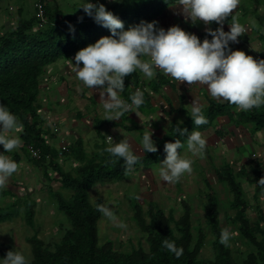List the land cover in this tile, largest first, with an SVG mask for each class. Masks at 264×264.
<instances>
[{"label": "trees", "instance_id": "obj_1", "mask_svg": "<svg viewBox=\"0 0 264 264\" xmlns=\"http://www.w3.org/2000/svg\"><path fill=\"white\" fill-rule=\"evenodd\" d=\"M91 1L93 4H103L107 11L118 17L124 24V30L141 21H155L168 7L179 3V0ZM44 10L46 25L40 30H36L37 19L34 11L30 17L25 18L23 7L17 12L13 28H0V104L7 106L22 125L18 129V136L22 141L19 146L21 156L27 159L26 163L30 162L36 171L41 172L46 184L39 187V191H45L47 201L60 217L57 222V242L46 245L38 241L35 234L26 239L32 255L29 264H264V186L257 184L259 179L264 178L263 161H250L239 167L238 171L228 163L214 168L218 189L212 188L203 178L204 188L207 187L208 192L200 193L199 199L204 200L201 207L207 233L193 227V213L189 201L180 203L181 212L177 219L170 213H164L153 202L148 203L145 220L141 217L139 203L132 197L130 203L136 211L132 220L144 236L146 250L138 247L131 252L120 253L114 250L113 243L109 240L98 244L96 225L101 212L97 206L102 203L96 200L91 204L88 201L89 190L97 185L121 182L138 171L150 170L154 163L160 164L165 158V143L180 140L185 145L187 133L192 128L199 132L214 128L218 117H228L231 120L230 111L237 107L227 102L209 101L203 112L207 124L196 126L191 118L185 123H171L159 139H154L157 151H142L131 170L126 169L123 159L110 157L105 151L109 147L105 142L94 144L92 150L86 152L82 140L76 139L68 146L63 157L64 162L72 161L75 166L65 170L58 163L57 150L43 138L45 132L38 114L41 102L39 85L43 71L58 60L74 58L79 50L94 44L101 37L109 36L110 32L95 23L82 8L64 14L47 2ZM259 36L264 43V29ZM137 80L135 77L129 84L124 79L121 95L129 104L130 97L134 94L132 88L136 87ZM163 82L158 77L150 84L149 90L156 93ZM142 106L149 111L152 109L145 102L135 109L140 111ZM236 121L241 126L250 125L251 134L263 130L264 106L236 114ZM178 128L186 129L187 133L180 135ZM218 133L215 129V134L222 137ZM142 136L140 134V141ZM29 146L40 151L39 161L28 156L26 148ZM182 149L178 151L181 152ZM4 154H10L18 166L22 161L17 153ZM52 184L56 187H52ZM243 184L252 187L250 198ZM217 193H222L223 198L220 199ZM4 197L11 201L0 204V225L22 219L27 227L34 228L33 217L37 207L35 201L29 196L19 197L9 189H0V198ZM249 213L254 216L250 217ZM220 215L225 228L231 233L228 246L219 243L221 230L225 229L220 226ZM233 236L236 238L233 239ZM164 239L174 241L175 246L183 249L179 258L162 247ZM234 240L240 243L243 251L229 247ZM205 246L210 251L209 258L201 256ZM10 250L11 247L4 249L0 246V258H4Z\"/></svg>", "mask_w": 264, "mask_h": 264}, {"label": "clouds", "instance_id": "obj_2", "mask_svg": "<svg viewBox=\"0 0 264 264\" xmlns=\"http://www.w3.org/2000/svg\"><path fill=\"white\" fill-rule=\"evenodd\" d=\"M179 4L182 13L192 22L203 21L205 25L216 22L218 27L215 30L206 28V37L210 36L211 40L205 38L201 41L179 26L165 30L158 27L156 21H141L124 30L123 22L107 11L103 4L85 0L80 7L95 23L110 32L109 36L101 37L94 44L79 50L73 58L76 79L89 90L94 86L99 90V104H102L106 120H118L132 107L144 103V92L140 89L131 95V104L119 95L124 90L125 76L136 70L148 79L154 78L158 69L175 81L206 86L211 98L235 105L241 111L264 106V59L254 60L243 51H233L229 47L230 43H237L238 37L246 32V27L237 21L234 14L239 0H179ZM230 14L231 23L225 32L223 24ZM189 117L196 126L208 122L203 114V105L194 100ZM20 128L22 125L18 118L7 106L0 104V146L3 148V152H0V189L7 186L10 177L18 169L17 162L4 153L12 152L22 143L19 136H5L3 133ZM177 130L182 136L187 133L186 129ZM151 137L152 132L148 130L142 136L143 152L157 151ZM186 143L194 157L203 158L207 140L201 132L193 130L187 133ZM183 147L180 140L164 144L166 155L158 168L161 181L176 183L184 174L191 173L193 161L184 158L178 151ZM105 151L110 157L123 159L127 170H131L138 161V155L127 139L112 143ZM257 184L264 186V178L259 179ZM97 207L108 219L117 220L109 207ZM117 226L126 227L123 222ZM230 236L227 228L222 229L219 243L228 246ZM162 247L176 258L183 252L182 248L175 246L174 241L168 239L162 240ZM0 264H29V261L21 251L10 250L4 258H0Z\"/></svg>", "mask_w": 264, "mask_h": 264}, {"label": "crops", "instance_id": "obj_3", "mask_svg": "<svg viewBox=\"0 0 264 264\" xmlns=\"http://www.w3.org/2000/svg\"><path fill=\"white\" fill-rule=\"evenodd\" d=\"M12 1L13 0H1L0 28H13L15 25L17 12L20 7L13 6L11 4ZM33 1L35 2V0ZM260 5V8L254 6L247 12H245L243 8L238 12L234 10L237 21L246 27V32L239 37V46H233L231 43L229 45L231 50L243 51L246 55L252 56L254 60L264 59V43L259 36L263 34L264 29V10H262L264 4ZM181 8L182 6H180L179 3L168 7L161 16L155 20L157 26L165 30L171 26H179L185 32L196 35L201 41L205 38L211 40L210 36L206 37V28L215 30L218 27L216 22H211L209 25H205L203 21L192 22L182 13ZM9 9L14 12V16H12ZM31 9L33 12L34 8L32 3ZM12 17H15L13 19V24ZM230 19L231 14L224 21L223 30L225 32L229 30V23H231ZM74 64V59L72 61L68 59L61 60L46 67L39 85V90H41L40 86H45L46 93L42 90L44 91L43 95L47 94L49 97L51 96L53 98V100H50L52 104L63 106L64 109L61 114L57 112V108H54V105L52 106L54 109L48 108V106L43 107L44 104L41 103L43 100L40 102L41 106L47 110V117L41 116L43 123L42 130L45 132L43 138L48 141L49 145L55 150L59 148L60 140H66L67 144L70 145L76 139H81L83 145L85 144L87 146L88 141L85 134L79 133V128L84 131L95 128L96 134L99 133L100 136H102L100 130L106 128L107 131H105L104 137L102 136L106 145L110 146L112 143H118L121 139H127L132 145L134 153L140 156L142 155V146L139 140L140 134L144 135L148 130L152 132V140L159 139L171 123H185L187 119H190L189 116L191 115L193 100L203 105V112L207 108L209 101L224 102L219 99L211 98L208 95L206 86L195 83L189 85L187 82L175 81L158 69L156 70L154 78L148 79L142 72L136 70L132 74L125 76L124 79L126 83L131 84L135 77L138 78L136 87L132 89L140 88L144 92V102L148 107L152 108L151 111L143 106L140 108V111L139 109L137 111V109L133 107L130 109V112H125L118 120L108 121L104 116L102 104H99V90L95 86L93 89L89 90L81 81L76 79L75 70L73 68ZM158 77L162 78L164 82L156 93H152L149 90L150 84L154 83ZM69 95L76 97L71 104L70 101H72V98L70 99ZM119 95L122 99L121 93ZM62 97H65L64 103ZM39 99H41L40 96ZM45 104H47V101H45ZM69 107H71V109ZM240 112L242 111L236 108V110L230 111L231 120H229L228 117H218L214 124V128L200 131L207 140L203 158L194 157L187 149V145L183 147L181 152L186 154V157L193 156L192 158L195 160L198 158L196 162L198 166H202V168H205V166L209 167L212 173H214V168H218L223 163L232 165L235 171H238L239 167L250 161L257 163L263 161L264 163V129L251 134L250 125H238L236 114ZM232 121H236V123ZM109 123H112L114 126H110ZM51 124L57 125L58 130L56 132L51 130ZM215 129L218 130V134L222 137H218V135L215 134ZM134 135L136 137H134ZM108 137L112 140H109ZM57 140H59V142L57 145L53 146L54 141ZM96 143L97 142L93 141V144ZM86 149L85 147V150ZM247 150H249L250 154H247ZM17 154L21 158L23 157L21 154ZM208 155H212L211 158L213 161L206 159L210 157ZM68 163L70 162L64 163L67 165L65 170L75 166V163ZM202 168L200 167L201 173L204 170H202ZM147 171L149 173H154L158 172V169L146 170V172ZM139 173H141V171L135 173L134 176ZM139 175V177L142 178L141 174ZM135 178L136 177L133 179ZM138 179L140 180V178Z\"/></svg>", "mask_w": 264, "mask_h": 264}, {"label": "rangeland", "instance_id": "obj_4", "mask_svg": "<svg viewBox=\"0 0 264 264\" xmlns=\"http://www.w3.org/2000/svg\"><path fill=\"white\" fill-rule=\"evenodd\" d=\"M47 2L53 6H56L59 10H61V12L66 14L70 13V11L76 12L79 10L80 6L83 5L85 0H47ZM89 2L92 3L91 0H89ZM31 3L33 6V0H13L11 4L16 7H23V16L28 18L32 14ZM262 3H264V0H239V4L237 6L238 8L235 10L238 12L241 10V8H243V10L247 12L250 11V9H252L254 6L260 8V4ZM262 10H264V8H262ZM11 13L12 16H14V12L11 11ZM14 18L15 17H12V24ZM70 60L72 61L73 59L70 58ZM59 61L61 60H58L57 62ZM40 87L41 90L39 96L41 100H43L41 102L44 104L43 107L48 106V108H53L52 106L54 104L50 102V100H53V98L51 96L49 97L47 94L43 95L44 91L46 93L45 86L42 85ZM62 98L64 103L65 97ZM71 98L72 101H70V104L73 103L76 97L72 95L70 96V99ZM45 101H47V104H45ZM39 105L40 108L38 110V114L40 117H47L46 108H43L40 103ZM55 107L57 108L58 113H63V106L54 105V108ZM69 108L71 109V107ZM105 131H107L106 128L100 130V134H102L103 137L105 135ZM191 131H193V128ZM78 132L85 134L88 142L87 146L85 144L84 145L87 149H89H86L88 152H90L94 147L93 141L97 143L104 142L103 137L100 136L99 133L96 134L95 128L92 130L87 129L86 131L79 128ZM3 134L5 136H18V131L14 130L12 132H5ZM134 137L136 136L134 135ZM58 142L59 140L54 141L53 146L57 145ZM186 145L187 143L184 146ZM0 151H3L2 146H0ZM13 152L21 154L19 147L14 149L12 152L7 153ZM180 153L184 158L191 159L193 161L191 166L192 171L191 173L184 174L176 183H166L161 181L158 172L149 173L148 171H141L139 174H141L142 178L139 177V174H136L135 176L133 174L121 182L111 185L107 184L105 186L97 185L88 191V201L91 204L96 200H100L102 205L109 207L117 218V220L114 222L101 213V217L96 225L98 244H102L106 240H109L113 243L114 250L120 253L131 252L136 250L138 247L146 250L144 236L140 233L135 222L132 220L136 212L135 209L132 208V203H130L132 201V197H135L137 203H139L142 211L141 217L145 220V212L148 210V203L153 202L155 206L161 209L164 213H170L174 219H177L181 212L180 203L182 201H189L188 203L191 205L193 213V227H198L207 233V229L204 227V218L201 207V203L204 200L199 198H201L200 193L208 192V189H206L207 187L204 188L202 180L203 178L207 179L212 188L214 187L215 189H218L219 187L216 185L214 173H212L209 167L205 166V168H202V166H198L196 163L198 158L195 160L192 158L193 156L186 157V154L182 152ZM248 153L249 150H247V154ZM7 155L10 156V154ZM208 156L210 157L206 159L213 161L211 158L212 155ZM21 160L22 161L19 164L17 171L12 175V177H10L7 186L3 188V190L9 189L19 197L29 196V198L35 201L37 207L35 208V214L33 217L34 228L27 227L22 219L14 220L12 223L1 224L0 246L4 249L11 247L12 250L21 251L26 256L28 261H30L32 257L31 247L27 243L26 239L35 234L37 240L46 245H52L54 242H57L59 237L57 222L60 217L56 215L54 207L50 202L47 201L45 191H39V187H41L43 184H46L41 172L36 171L30 162L27 161L26 163V158L22 157ZM58 163L63 165L64 169L67 168V165L64 164V161L59 160ZM70 163L73 162L70 161ZM200 167L202 170L204 169L202 173ZM158 168L159 163H154L150 167V170H157ZM134 177L136 178L133 179ZM138 178H140V180ZM51 186L54 188L56 187L54 184ZM243 187L248 198H250L252 195V187L248 186L247 184H243ZM64 194L67 195V193ZM217 196L220 199L223 198L222 193H217ZM0 201V204H6L11 200L4 197L3 199L0 198ZM249 216L253 217L254 215L253 213H249ZM219 221L220 226L225 228L222 215L219 216ZM119 222H123L126 227H118L117 225ZM207 238L209 239L210 237L207 236ZM235 238L236 236H233V239ZM229 247L233 249H240L241 251L244 250L238 241H235L233 244L230 243ZM201 256L203 258L210 257V251L208 247H203Z\"/></svg>", "mask_w": 264, "mask_h": 264}, {"label": "built area", "instance_id": "obj_5", "mask_svg": "<svg viewBox=\"0 0 264 264\" xmlns=\"http://www.w3.org/2000/svg\"><path fill=\"white\" fill-rule=\"evenodd\" d=\"M0 3H1V0H0ZM46 3H47V0H35V2L33 3V8H34L35 16H36V19H37L36 30H40L41 28H43L46 25L45 10H44ZM9 11H11V9H9ZM239 44L240 43H239V37H238V42L234 43L232 45L233 46H239ZM137 89H140V88H136L133 91L135 92ZM51 130L53 132H56L58 130L57 129V125L56 124H51ZM67 149H68L67 142L65 140H60V142H59V150H58V154H57L58 161L59 160L62 161L63 155L65 153H67ZM26 151L28 153V156L31 159H33L35 161H39L41 159V154H40L39 150L34 149V148L29 146V147L26 148Z\"/></svg>", "mask_w": 264, "mask_h": 264}]
</instances>
